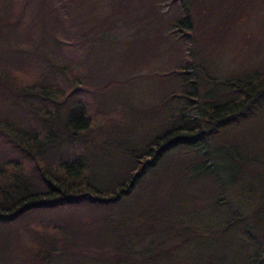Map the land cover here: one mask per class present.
I'll list each match as a JSON object with an SVG mask.
<instances>
[{
	"label": "trees",
	"instance_id": "trees-1",
	"mask_svg": "<svg viewBox=\"0 0 264 264\" xmlns=\"http://www.w3.org/2000/svg\"><path fill=\"white\" fill-rule=\"evenodd\" d=\"M53 1L54 6L50 5L52 0H49V3H41L42 7L34 9L32 0H0V41L7 43L2 35L10 29L18 32L20 41L16 47L22 54L34 50V54H24L34 61L32 80L28 86L21 84L19 87L20 84H16L14 74L18 71L9 72L0 68V99L7 100L5 104L9 111L16 114L15 121H10L5 115L0 117V223L14 221L32 210L53 209L85 201L97 204H113L122 198L132 201L135 195L147 188L148 185L144 187L145 178L150 176L153 168H158L166 154L179 147L196 152L212 138L220 136L224 128L257 113L264 104V71L241 79L216 81L206 76L201 59L196 55L195 42L209 41L212 35L193 36L190 13L193 14L195 4L214 8L220 20L216 24L215 35L219 29L221 31L224 21L236 18V0H118L114 10L92 28L100 35L104 32L94 50L98 49L97 44L110 36L105 35L106 31L132 25L133 28L140 26L136 32L133 31L135 35L142 36L144 45L151 44V41L157 45L173 39L178 58L176 70L159 76L161 82L170 76L174 78V90H167L161 99V107L170 108L172 115L162 121L167 126L159 135L149 137L147 141L150 140L142 142L140 146L138 143L137 146L132 144L128 151H118L123 163L118 164L112 156L99 153L96 149L92 152L91 147L94 146L86 145L88 141L85 142L84 135L91 127V117L85 107L79 106L75 100L67 101L72 93L77 91L78 94V90L73 88L65 92L57 85L63 81L66 83L64 86L68 87L78 80V86L86 87L82 82L86 81L87 84V80L80 76L76 64L57 69L54 63H50L47 69H40V54L35 51L38 45L35 46L29 37L32 26H36L41 33L46 30V18L49 19V29L53 30L49 32V41L53 46L63 49L77 47L80 45L78 37L88 34L85 30L79 36L70 32L68 38L64 36L66 33L58 35L60 22L57 19L67 18L68 12L77 4H82V0ZM175 4L178 7L174 8ZM163 7L173 9V18L161 22L166 15ZM26 15L31 22L27 25L20 21ZM11 18H14L13 22ZM7 50L6 47L1 49L2 56ZM191 54L194 56L193 65L180 60ZM18 60L15 59L14 63H19ZM73 66L75 70H72ZM22 72L26 73V70ZM57 77L60 79L57 80ZM146 77L150 75L142 76ZM113 82L107 81L103 86L92 89L91 94L94 97L103 95ZM199 85H205L206 90L202 92ZM61 106L65 109L63 113L59 111ZM101 135L106 138V135ZM95 145L106 144L100 139L95 141ZM200 157V174L206 172L205 180L215 183V173L210 165H205L206 159L211 156L208 157L205 152ZM211 159L214 160L213 157ZM215 162L211 165H216ZM218 165L226 174L224 181L239 177L233 171L235 166ZM218 185L215 183L214 187L218 193H222ZM257 190L264 194V187L258 186ZM157 202L133 212L137 221L132 226L120 224L113 218L102 223L101 230H95L97 233H94L89 245L79 247L72 253L66 246H73L74 242H59L55 248L66 256L70 253L72 255L69 257H76L78 262L73 261L72 264H218V261L220 264H235L230 255L224 256L216 243L218 240H208L229 231L234 232L230 233L235 238L232 244L242 248L238 255L240 260H246V264H264V250H257L264 246V205L251 213L234 217L222 230H209L202 235L175 228L173 206L170 211L159 213L155 211ZM163 209L169 210L168 206L162 207V212ZM235 227L238 229H233ZM202 238L205 241H201ZM243 240V245L256 244L258 248L248 253L240 245ZM190 249L192 253L188 252ZM181 250H187V258L178 256Z\"/></svg>",
	"mask_w": 264,
	"mask_h": 264
},
{
	"label": "rangeland",
	"instance_id": "rangeland-1",
	"mask_svg": "<svg viewBox=\"0 0 264 264\" xmlns=\"http://www.w3.org/2000/svg\"><path fill=\"white\" fill-rule=\"evenodd\" d=\"M32 3L36 9L42 7L41 3H49V0H32ZM81 3L68 12L67 18L57 19L60 22L58 35L66 33L65 38H68L69 32L79 36L80 32L87 30L86 36L78 37L80 45L77 47L63 49L61 46H53L49 41V32L53 30L49 29L48 18L44 22L46 30L41 33L36 26H32L29 37L35 46L38 45L35 51L40 54V69H47L50 63H54L57 69L77 65L80 76L87 80V84L86 81L82 82L86 87L78 86V80H74L73 85L68 87L64 86L66 83L63 81H59L57 85L60 90L64 88L65 92L73 88L78 90V94L77 91L72 93L67 101L70 103L75 100L79 106L85 107L91 117V127L84 134L85 142L88 141L86 145L94 146L91 147L92 152L96 149L99 153H107L120 164L123 163V158L118 151H128L132 144L137 146L138 143L140 146L149 137L159 135L166 129L167 125L162 121L167 120L172 111L163 105L161 107V99L167 90H174L175 82L171 76L161 82L159 76L176 70V46L173 39L157 45L152 41L151 44L144 45L142 36L135 35L136 28L139 29L140 26L133 28L132 25L106 31L105 35L110 36L97 44L98 49L94 50L104 32L100 35L92 28L112 12L119 1L82 0ZM235 3L236 18L224 21L221 31L219 29L215 35L213 33L220 20L214 8L199 3L195 4L193 14L190 13L193 36L212 35L209 41L195 42L196 55L200 57L201 66L209 79H241L264 71V0H236ZM50 5H55L53 0ZM173 7H178V4ZM162 10L166 11V15L161 22L167 21L168 18L170 20L173 9L163 7ZM27 17L26 15L20 19L22 24L31 23ZM13 19L11 18L12 22ZM5 32L2 38L7 40V43L0 41V68L9 72L18 71L14 74L16 84H20L19 87L21 84L28 86L32 80L31 69L34 61L25 55L34 54V50L22 54L16 47L20 41L18 32L10 29ZM25 34L23 36L26 38ZM171 44L173 47H170ZM4 47L8 50L2 56L1 49ZM193 57L191 54L180 60L193 65ZM15 59H19V63H14ZM74 67L72 70H75ZM23 70H26V73L22 72ZM147 75L150 77L142 78ZM58 79L60 77H57ZM107 81H114V84L103 95L94 97L91 94L92 89L103 86ZM121 82L123 84H120ZM199 87L202 92L207 88L205 85ZM5 103L7 100L0 99V117L5 115L10 121H15L16 114L11 113ZM59 111L63 113L65 109L61 106ZM220 132V136L212 138L196 152L179 147L166 154L158 168H153L150 176L145 178L144 187L148 185L147 188L135 195L132 201L127 198L113 204L85 201L53 209L32 210L14 221L0 223V264L78 262L76 257H69L72 254L66 256L55 246L63 241L74 242L73 246H66L72 253L79 247L89 245L95 230H101L102 223H107L113 218L120 224L132 226L137 221L133 212L141 211L154 201H158L155 211L159 213L170 211L173 206L172 220L175 228H184L202 235L209 230H222L234 217L251 213L264 205V194L257 190L258 186L264 187V104L257 113L248 115ZM101 134L106 135V138ZM100 139L108 146H96L95 141ZM205 152L217 163L211 165L214 160L210 158L206 159L205 165L211 166L216 175L215 183L219 184L217 188L223 190L222 193L216 191L215 183L205 180L206 172H199L200 154ZM218 164L224 167L235 166L233 171L239 179L230 178L229 182L224 181L226 174L222 173ZM165 206H168L169 210L165 208L162 212V207ZM239 225L242 226L241 223ZM233 229L237 230L238 227ZM230 233L234 232L228 231L221 237L208 240H218L216 243L224 256L230 255L235 264H246V260H240L238 257L242 248L232 244L235 238L233 234L230 236ZM203 240L205 241L204 238L201 241ZM243 243L244 240L240 245L244 246L248 253L258 248L256 244ZM262 247L257 250H264ZM188 252L192 253V250ZM187 255V250L178 253L180 258H187Z\"/></svg>",
	"mask_w": 264,
	"mask_h": 264
}]
</instances>
